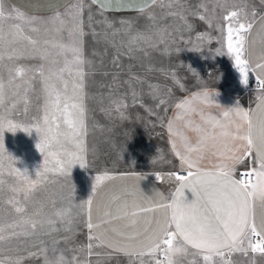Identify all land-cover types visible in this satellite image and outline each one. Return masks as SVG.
<instances>
[{"label": "rangeland", "instance_id": "374dc122", "mask_svg": "<svg viewBox=\"0 0 264 264\" xmlns=\"http://www.w3.org/2000/svg\"><path fill=\"white\" fill-rule=\"evenodd\" d=\"M2 3L7 16L12 8ZM76 3L77 0H72L52 15H27L45 23L34 25L39 28L37 32L24 24L23 34L37 39L38 47H43L46 40L67 43L65 38L70 25L66 24L64 30L57 32L46 22L57 15L63 19ZM81 3L82 48L86 61L84 164H73L66 174L49 173L44 182L30 191L12 192L10 186H19L16 169L27 171L35 180L36 172L44 165L45 154L37 147L40 137L34 128L31 132L22 127L3 133L0 178L5 183L0 190V224L16 223L27 217L45 222L43 228L38 224L34 234L14 236L0 244L3 264H14L17 260L20 264H148V255L119 257L89 239L92 235L87 202L97 186L96 177L127 171L158 177L171 171L174 163L165 144V124L168 114L183 96L204 88L220 89L250 104L259 94L251 86V73L248 83L244 84L235 71L233 58L218 54L227 25L231 23L236 28L241 23H252L260 12L254 0H226V3L224 0L219 3L217 0H156L142 12L114 14L100 11L89 0H81ZM231 10H237L239 17L229 22L223 17ZM0 24L5 38L11 39L9 31L21 22L5 19ZM138 36L150 39L145 42L136 39ZM4 51L0 80L7 95L4 105L0 106V116L31 127L42 116L44 105V84L39 72L34 70L41 66L45 70L62 67L64 56L56 55L57 50L50 48L48 60L40 55H27L10 61L7 49ZM68 57L71 58V53ZM53 59L56 64L51 63ZM9 67L28 70L31 80L23 89L27 93V104L13 95L24 78L10 77ZM105 71L108 75H101ZM64 78L69 81L70 93L72 77L65 73ZM64 147L69 151L73 149L70 142ZM52 166L50 162L48 167ZM10 198L17 202L15 206L25 209L24 213L14 211V204L8 202ZM58 211L66 212L65 218L56 216ZM49 219L51 224L47 223ZM17 230L24 231L23 228ZM89 243L93 244L92 249H88ZM177 247L180 246L174 240L173 249ZM159 250L151 255L154 264ZM167 255L171 256L173 264H196L199 260L188 252L171 251ZM215 258L226 264H264V254L260 253H231Z\"/></svg>", "mask_w": 264, "mask_h": 264}, {"label": "snow or ice", "instance_id": "6c2138e0", "mask_svg": "<svg viewBox=\"0 0 264 264\" xmlns=\"http://www.w3.org/2000/svg\"><path fill=\"white\" fill-rule=\"evenodd\" d=\"M155 2V0H153ZM219 3L220 0H217ZM226 3V0H224ZM223 6V5H221ZM144 11V7L136 9ZM255 17V12L252 13ZM239 17L237 10L228 11L223 19L231 22ZM205 19L204 16L200 17ZM5 19L20 21V25H13V30H10L8 36L11 39H6L2 24H0V63L5 59V51L7 49V59L13 60L27 55H40L44 60H48L50 55L49 49H56V55H63V66L59 68H49L45 70L43 66L34 70L39 72L40 78L44 84V105L42 116L31 127L23 125L0 116V148H3L2 137L5 131L14 132L23 127V130L31 132L33 128L40 137L37 147L45 154L44 165L36 172V179L30 178L27 171L16 169L19 186H10L12 192L30 191L37 184L44 182L49 173L60 172L66 174L68 169L75 163L84 164V154L87 151L84 137L86 136L87 128L85 123V107H84V80H85V59L83 56V36H84V20H83V4L81 0L68 10L62 19L60 16H53L46 23L52 28L60 32L67 28V43L46 40L43 47H38L40 43L37 39L24 35L22 25L26 24L31 27L33 32L39 31L34 25L45 23L36 17H30L18 9H12L5 16L3 11V3L0 0V22ZM252 23L239 24L234 28L231 23L227 25L226 35L218 54L228 55L233 58L235 68L240 74L242 82L248 83L250 70L258 71L257 79L259 87L262 90L260 97V110L264 112V54L259 60L253 64L248 54V40L246 35L252 29ZM136 39L148 42L150 38L138 36ZM226 49V51H225ZM71 53V58L68 54ZM118 60L114 58L115 64ZM56 64V60L51 61ZM10 77H23L24 80L17 86L13 95L18 101L27 104V93L23 89L27 87V83L31 77L27 75L28 70L23 67H9ZM65 73L72 77L71 90L69 93V81L64 78ZM101 75L108 73L101 72ZM12 83V79L9 80ZM176 83L180 84L179 80ZM62 85V88L60 87ZM158 91V90H154ZM6 89L2 80H0V106H3L6 99ZM164 103V100L160 101ZM205 104L211 106L214 103L212 94L204 90L193 94L186 100L176 104V108L180 111L176 114L175 120H185L189 127H193L191 116L194 113L200 115L202 125H195L193 130L197 132V143L193 146L188 142L186 137H181L182 143L177 146L173 142V149L177 156L180 157L182 167L187 171L186 177L175 176L178 181H181L180 188L170 204H163L161 207L170 209V214L166 219L165 224L158 229L149 233L145 229V234L142 240H138L140 235L125 236L124 233L117 232L116 234L123 239L109 241L105 245L102 235L90 236V240H99L101 246L114 248L115 251L124 252L127 255H151L156 250L164 247L165 253L173 250V242L176 237L180 238V247L175 249L180 252H187L188 247L203 254L205 261L211 260L213 257H226L231 253H242L247 255L251 253L264 254V217H262L259 225L256 222V210L253 201L251 200L252 193L249 186L244 184L240 179H233L228 175L227 168L217 170H202L199 167V160L204 152L214 150L218 156H224L227 153H234L238 149L232 147V143L240 141L239 146L240 156L248 158L255 156L260 161V168L264 170V117L257 119L254 122L253 115L242 110L239 106L229 108L223 111L222 119H216L213 116L205 115L202 111L198 112L196 104ZM15 107V104L13 105ZM27 108H25V111ZM61 124L64 128H61ZM169 131H173V122H169ZM219 129V131H216ZM71 143L73 149L67 150L64 145ZM59 148V150H55ZM195 154V157H194ZM51 158V160H49ZM233 161L239 159L233 155ZM52 167H48L49 163ZM251 172L245 173L246 176H251ZM22 178V179H20ZM107 175L96 177L97 186L103 183L104 180L111 179ZM5 181L0 178V190ZM185 189H190L194 200L189 202L185 196ZM27 199V194L25 195ZM9 203L14 204L16 213H24L25 209L22 206H15L17 202L14 198H10ZM89 221H91V203L88 202ZM147 209L146 211H151ZM56 216L65 218L66 212L58 211ZM124 216L128 213L125 211ZM132 216L137 215L133 211ZM116 219H120L118 214ZM110 219H103L101 223H110ZM44 221H38L30 217L19 219L16 223H8L7 225L0 224V244L10 240L14 236L27 235L29 232L34 234L37 226L43 228ZM48 224L52 221L49 219ZM135 224V221H132ZM89 229L93 228V224L89 222ZM100 227V225H96ZM23 228L24 231L17 229ZM116 232V229H113ZM259 237L260 242L257 243L253 239ZM162 241V244H161ZM88 249L93 248V244H88ZM140 251H136L137 249ZM227 250V251H225ZM97 255H100L97 253ZM167 264H173L171 256H167ZM3 264V262H0ZM14 264H20L19 260ZM156 264H160L157 261Z\"/></svg>", "mask_w": 264, "mask_h": 264}, {"label": "crops", "instance_id": "0c3cea01", "mask_svg": "<svg viewBox=\"0 0 264 264\" xmlns=\"http://www.w3.org/2000/svg\"><path fill=\"white\" fill-rule=\"evenodd\" d=\"M12 9H18L25 15L31 16H46L52 15L68 4L72 0H2ZM97 9L105 13H138L136 9L144 7L148 9L154 2L153 0H89ZM156 1V0H155ZM260 7V12L252 21V29L246 33L248 40V54L252 63L255 64L260 56L264 54V0H254ZM258 71H251L252 78L257 79ZM261 75H264L262 73ZM204 90L209 91L214 98V103L209 106L205 104H196L195 107L198 112L202 111L205 115H210L216 119H222L223 111L239 106L242 110L248 111L253 115L254 122L257 119L264 117V112L260 110V97L262 91L250 103H245L240 97L220 89H199L195 90L182 97L177 103L188 99L197 92ZM176 103V104H177ZM176 104L171 112L168 114L165 124L164 139L166 148L174 163L171 171L163 176H152L146 173L137 171L120 172L109 177L111 179L104 180L102 184L96 186L91 194L89 200L91 203V221H89V210L87 207L88 224L91 222L93 228L89 229L92 236L102 235L105 245L109 241L123 239L116 233H124L125 236L140 235L138 240H142L145 234V229L149 233L158 231L162 227L167 217L170 214V209L163 208L161 205L170 204L180 188L181 181L175 178L176 173L181 171L187 172L182 167V162L179 156L176 155L173 149V142L177 143L179 147L182 143L181 137H186L188 142L193 146L197 143V132L193 130L195 125H202L200 115L194 113L191 116L193 127L187 124L185 120H175L176 114L180 111L176 108ZM173 122V131L170 132L168 125ZM216 131H219L217 129ZM241 142L235 141L232 147L238 149L234 153L230 152L224 156H218L214 150H209L203 153L202 158L199 160V167L202 170H217L220 168H227L228 175L236 179L237 173L248 169L256 171L258 176V183L255 187L249 188L252 193L251 200L254 203L256 210V222L259 225L262 217H264V170L260 168V161L255 156L243 158L240 156L239 146ZM235 155L239 159L233 161L232 157ZM195 157V154H194ZM185 196L191 202L194 196L190 189H185ZM152 209L151 211H146ZM127 212L128 215L124 216L123 213ZM135 211L137 215L132 216L131 213ZM120 214L121 218L115 217ZM103 219H110V223H101ZM135 221V224L132 221ZM100 225V227H96ZM116 229V232H113ZM260 239V238H259ZM95 240V239H94ZM177 244L180 246V238H175ZM97 244L108 253L124 258L143 257L145 255H127L124 252L115 251L114 248L101 246L99 240H95ZM162 242V241H161ZM137 252L140 251L138 248ZM227 251V250H225ZM188 253L196 255L199 260L196 264H226L224 261H218L213 257L209 261L203 259V254L198 253L196 250L188 247ZM152 255V254H151ZM151 255H148V264H154ZM143 264V263H142Z\"/></svg>", "mask_w": 264, "mask_h": 264}, {"label": "built area", "instance_id": "2783aa9c", "mask_svg": "<svg viewBox=\"0 0 264 264\" xmlns=\"http://www.w3.org/2000/svg\"><path fill=\"white\" fill-rule=\"evenodd\" d=\"M251 86L252 88L257 92L260 93L262 90L259 87V82L256 79H252L251 81ZM251 172V176H246L245 173ZM175 176H180V177H186L187 176V172L181 171L179 173H176ZM236 179H240L242 180V182L244 184H247L249 186V188H253L256 186V184L258 183V176L255 170L253 169H248L245 171H241L239 173H237L236 175ZM255 240V242L259 243L260 239L259 237H254L253 238ZM164 248H161L157 253H156V258L155 259V263L157 261H160V264H167V253H165V251L163 250Z\"/></svg>", "mask_w": 264, "mask_h": 264}, {"label": "bare ground", "instance_id": "6f19581e", "mask_svg": "<svg viewBox=\"0 0 264 264\" xmlns=\"http://www.w3.org/2000/svg\"><path fill=\"white\" fill-rule=\"evenodd\" d=\"M243 35H246V33H243ZM235 71H236V73L238 74V76H239V78H240V80L242 81V79H241V77H240V74H239V72L237 71V69L235 68ZM175 240V239H174Z\"/></svg>", "mask_w": 264, "mask_h": 264}, {"label": "clouds", "instance_id": "9594fccd", "mask_svg": "<svg viewBox=\"0 0 264 264\" xmlns=\"http://www.w3.org/2000/svg\"><path fill=\"white\" fill-rule=\"evenodd\" d=\"M172 251H173L174 253H175V252H180V251H179V250H177V249H173Z\"/></svg>", "mask_w": 264, "mask_h": 264}]
</instances>
